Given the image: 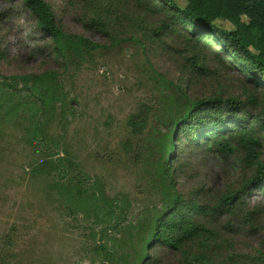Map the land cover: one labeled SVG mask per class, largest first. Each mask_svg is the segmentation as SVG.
<instances>
[{"label":"rangeland","instance_id":"rangeland-1","mask_svg":"<svg viewBox=\"0 0 264 264\" xmlns=\"http://www.w3.org/2000/svg\"><path fill=\"white\" fill-rule=\"evenodd\" d=\"M22 1L0 0V83L11 87L0 90V264H140L153 221L176 197L186 217L209 228L232 225L208 253L213 264H264L260 189L234 213L216 215L217 224L208 211L245 192L253 175L242 153L218 152L212 140L170 149L190 102L230 98L262 115L263 88L215 42L204 45L148 0H44L65 35L95 46L60 55ZM21 15L27 36L12 29ZM216 25L234 29L224 19ZM46 73L56 94L43 106L21 77ZM142 109L147 123L136 134L128 121ZM152 257L149 264L181 260L162 249Z\"/></svg>","mask_w":264,"mask_h":264},{"label":"trees","instance_id":"trees-1","mask_svg":"<svg viewBox=\"0 0 264 264\" xmlns=\"http://www.w3.org/2000/svg\"><path fill=\"white\" fill-rule=\"evenodd\" d=\"M183 1L186 5L181 9L174 0H148L170 14L172 22L189 26L200 40L206 42L204 45L211 40L215 42L228 61L238 66L249 81L264 90V0ZM22 7L34 18L37 30L49 38L53 50L59 55L68 50L78 53L81 49L92 50L95 47L84 38L65 35L44 0H23ZM244 18L245 21L242 20ZM220 19L229 22L234 29L225 31L219 28L216 22ZM89 27L92 28L91 23ZM4 54L0 50V60L4 58ZM49 79L50 74L47 73L42 76L21 77L25 85L31 84L32 91L40 94L43 106L49 105L52 96L56 94L52 86L44 83ZM4 89L11 90V87L0 83V90ZM249 101L251 106H256L253 98ZM189 107L174 125L170 140L171 153L175 143L179 142L181 145L182 140L194 149H200L212 140L213 148L223 154L239 150L243 155L242 165L253 175L248 180L244 193L223 197L216 206L208 209L210 218L217 224L216 215L237 211L245 196L250 195L252 190L260 189L264 193V141L257 134H264V109L262 115H251L239 101L221 97L192 101ZM147 117L146 109L131 116L128 125L132 132L139 134L146 126ZM252 123L256 124L255 127L245 128V125ZM170 159L169 155L167 160ZM164 170L170 180L169 163ZM180 208V199L176 197L165 213L153 221L140 264L154 262L152 255L158 249L179 255V264H213L208 253L212 252L221 228L230 230L232 225L225 222L223 227L214 224V227L209 228L206 224L186 217L180 212ZM229 260L233 258L230 257Z\"/></svg>","mask_w":264,"mask_h":264},{"label":"clouds","instance_id":"clouds-1","mask_svg":"<svg viewBox=\"0 0 264 264\" xmlns=\"http://www.w3.org/2000/svg\"><path fill=\"white\" fill-rule=\"evenodd\" d=\"M12 29H14L15 31L22 30L20 31L21 35L27 36L30 32V25L28 20H26V18L21 15L13 20Z\"/></svg>","mask_w":264,"mask_h":264}]
</instances>
